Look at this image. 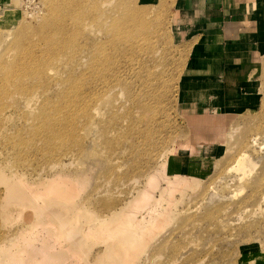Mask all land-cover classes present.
<instances>
[{
	"label": "bare ground",
	"instance_id": "1",
	"mask_svg": "<svg viewBox=\"0 0 264 264\" xmlns=\"http://www.w3.org/2000/svg\"><path fill=\"white\" fill-rule=\"evenodd\" d=\"M93 2V0H46L43 10L40 9L33 18L28 17L36 22L32 23L28 20L30 27L28 30L18 28L10 44L11 49L0 56V94L5 96L0 103L4 106L0 109L2 110L0 122L10 117L8 110L22 103L28 108V115L32 117L33 122H39L34 133L42 141L40 147L34 148L38 156L35 162L19 163L10 159V155L5 150L10 146L8 135L0 129V143L3 146L0 147V226L8 227L17 218V214L28 212L24 214L27 219L19 232L15 230L11 237L0 232V264H215L213 254L207 262L202 259L211 255L213 249L205 253L199 252L203 249L201 237H204V234L194 236L196 232H169L175 220L177 206L181 201L186 200L185 197L190 193L191 195L196 191L198 193L201 187V175H206V172L201 170L202 166L198 164L197 159L205 155L215 159L220 157L216 163L217 169L220 167L218 171L239 173V182L244 183V186L250 190L246 201L258 200L251 210L242 209V212H250L253 215L264 202V165L262 174L252 176L250 169L255 164L247 154L249 149L255 150L253 143L258 142V136L264 132L257 133L251 142L243 146L233 164L227 165L226 162L234 159V153L229 150L222 154L221 150H226L229 140L234 137L237 129H232L230 134L226 131L227 118L217 117L216 107L211 109L210 98L202 105L194 101L195 97L201 99L204 97V89L201 87L194 91L192 83H186L183 79L182 89L179 94L177 93L180 103L179 112L188 118L190 124L189 136L176 138L171 147L162 151H159L160 147H158L155 151L149 150L142 154L139 152L132 156L127 165L128 170L124 173L118 174L114 171L116 168L113 171L108 169L109 185L119 186L122 182H131L135 186V194L129 198L114 196L108 193L111 190L100 193L98 187L92 188L91 191L87 190L90 175L83 172L80 174L77 170L85 169L84 164L77 166L75 174H71L57 171L58 168H67L63 161H52L57 156L70 158L71 165L76 163L74 162L76 159L77 162L80 161L85 139L93 131L94 122L90 120L94 114L101 122V130L98 134L100 138L107 130L105 121L109 120L110 123L116 121L118 109L111 104V99L114 97L124 95L128 106L143 111L150 106L144 103V99L149 94L155 93L162 98V101L167 96L162 93L163 67L155 58L150 60L147 57L148 61L154 64L151 67L142 64L136 75L131 78L128 68L126 71L115 68L109 81L98 91L91 90L87 72L75 79L70 86L64 83L65 88L57 86L56 89L51 90L47 87L50 81L61 76L60 66L58 67L63 60L61 58L53 64L51 59H45L44 56H26L25 64L21 66L23 56H14L12 50L22 49L25 38H32L35 43H39L41 38H50L54 41L57 36L59 43L70 37L75 39L81 35L82 29L76 19L72 24L69 22V11H84L85 19L89 15V8L95 11L98 7ZM111 4L113 0H102V7L108 6L107 12L101 16L90 14L93 20L102 17L104 24L115 21L118 9L123 11V7H128L125 0H120L118 9L112 8ZM15 7H17L16 2L0 0V11L2 8ZM133 15L134 18L127 17L123 22L133 27L144 28V20L141 21L136 9ZM177 16V19L180 18L179 14ZM16 21L10 19V26H15ZM258 24V36L261 38L260 53L263 54L264 18L259 20ZM114 25L119 27L116 22ZM21 26L25 25H19ZM11 36L12 34H9L6 40H1L0 47H4L6 43L8 45ZM34 37H38L37 40ZM61 37L63 40L60 39ZM28 47L30 48V43ZM87 58L75 56L71 60L76 62V65L82 66ZM237 68H232L228 81L235 80L239 72L248 73V70L238 71ZM137 82L139 86L136 85ZM154 83L158 86L152 88ZM51 91L57 95L62 94L60 110H55L53 100L47 97ZM227 94L234 96L236 91L230 90ZM216 97L214 95L211 99L215 100ZM187 100L191 102L188 106H184L182 102ZM94 102L95 107L92 110L91 105ZM62 110L65 125L59 126L62 120L56 119L55 115L62 114ZM137 112L138 118L141 117L140 112ZM208 113L210 114L207 115ZM234 114L239 113H231L232 116ZM133 127L131 123L127 129ZM225 141H228L226 147H224ZM98 142V137L92 140L93 144ZM22 145V140L12 144L16 156L20 159H22ZM29 145L32 146L33 143ZM89 154L95 155L93 151ZM149 160H155L153 168ZM119 168L121 169L122 166ZM43 171L53 174H44ZM243 192L240 190L238 193L243 194ZM203 216L209 217L211 212ZM194 220L196 219L189 217L187 222H192L194 225ZM226 225L223 227L225 228ZM180 240L183 241L182 244L179 243ZM232 264H264V248L253 245L248 250H239L238 257Z\"/></svg>",
	"mask_w": 264,
	"mask_h": 264
},
{
	"label": "rangeland",
	"instance_id": "2",
	"mask_svg": "<svg viewBox=\"0 0 264 264\" xmlns=\"http://www.w3.org/2000/svg\"><path fill=\"white\" fill-rule=\"evenodd\" d=\"M11 1L16 2L17 7L14 9L2 8L0 11L3 13H0V41L8 37L9 34H12L8 45L6 43L4 47H0V56L8 49H11L10 44L18 28L28 30L30 28L28 27V20L32 23L36 22L34 19H28V17L33 18L35 13H39L40 9L43 10L46 0ZM93 1L98 7L95 11L89 8V15L85 19L86 12L69 11V22L72 24L76 19L77 23L80 22L82 29L81 35L75 39L70 37V39L59 43L57 36L54 41L50 38H41L39 43H35L32 38H25L22 49L12 50L14 56H23L21 66L25 64L26 56H44L45 59H51L53 64L61 58L63 60L58 64L61 76L56 80L50 81V84H47L49 86L46 85L47 87H50L51 90L56 89L57 86L65 88L64 83L70 86L75 79L80 78L83 73L87 72L89 75L88 84L91 90L96 89L98 91L109 81L115 68H120L122 71H126L128 68L131 78L136 75L142 64L147 67H151L154 64L153 62H149L147 57L150 60L155 58L163 67L164 83L161 82V84H163L164 88L162 89V93L167 94V96L162 101V98L156 96L154 91H152L154 95L149 94L144 99V103L150 106L143 111L134 109V106H128L124 95H118L111 99V104L118 109L116 121L111 123L109 120L105 121L107 130L100 138L98 134L101 130V122L94 114L90 120L94 122L92 123L93 131L85 139V145L82 147V158L79 162L76 159L74 161L76 163L71 165L70 158L55 157L52 160L53 162L63 161L66 164L64 166L67 167L64 169L58 168L57 171L75 174L77 166L80 167L81 164H84L85 169L79 168L77 170L80 174L83 172L90 175L87 190L91 191L92 188L98 187L100 193H106L105 191L111 190L108 193L114 194V196H121L122 198L131 197L132 194H135V186L131 182H122L119 186L109 185L107 183L110 180L107 179L109 175L108 169L113 171L116 168L114 171L118 174L124 173L128 170L127 165L132 156L137 155L139 152L142 154L149 150L155 151L158 147H160L159 151H162L164 148L171 147L176 138L190 135L191 130L188 118L183 116L178 109L180 105L178 94L182 89L183 79H185L186 83H192L194 91L199 90L200 87L204 89V97L202 99L195 97L194 101L202 105V103L208 102L210 98L211 109L213 110L216 107L217 117L227 118L228 125L226 131L229 134L232 129H237L234 137L229 142L227 141L229 143L228 146L226 145L227 142H224V147L227 146L226 150H221L222 154H225L229 150L234 153V159L226 162L227 165L233 164L243 146L251 142L257 133L264 132V57H262L264 53H260L258 61L255 64L240 68V71L241 69H248V73L239 72L235 80L228 81L229 75L232 74V70H225L228 65H221L212 61L208 62L204 58L197 60V56H194L197 39L195 36H191V29L188 27V23H186L183 16L181 15L177 19L179 13L178 0H125L128 7H123V11L117 8L120 0H113L111 7L118 9L117 20L105 24L102 17L93 20V16L90 14L94 13V15L101 16L107 12L108 6L102 7V0ZM143 6L146 8L139 9V7ZM134 9L139 13L141 21L144 20V28L133 27L124 23L127 17L134 18ZM15 13L19 14L12 16ZM257 16L259 21L264 15L257 13ZM10 19L17 20L15 26H10ZM115 22L119 24V27H115ZM19 25L25 26L19 27ZM262 37L264 38V35ZM34 38L37 40L38 37ZM60 39L63 40V37ZM29 43L30 48L28 47ZM0 44L2 43L0 42ZM75 56H86L88 58L83 62L82 66H79L71 60ZM124 58L125 60H123ZM116 63L118 65L115 66ZM222 70L225 76H220V71ZM185 77H188L190 80H186ZM136 85L139 86L140 84L137 82ZM155 86L158 85L154 83L152 88ZM230 90H235L236 94H233L234 96L228 95L227 92ZM214 95L217 96L215 100L211 99ZM47 97L53 100L55 110L61 109L62 94L57 95L54 91H51ZM4 98L5 96L1 93L0 103L3 102ZM228 99L234 101H228ZM183 102L184 106H188L191 101L187 100ZM229 106H232L230 110ZM94 107L95 102L91 105V109L93 110ZM3 108L4 106L0 105V109ZM8 111L7 113L10 114V117L0 122V129H3L4 133L8 135V142L10 144L5 150L10 155V159L19 163L35 162L38 156L34 148L42 145V141L34 133L39 122H33L32 117L28 115V108L22 103L16 104L13 109ZM137 111L141 114L139 118ZM132 112L134 113L132 114ZM229 112H237L239 114L232 116ZM224 113L228 114L223 115ZM55 118L62 120L59 126L65 125L64 111L60 115L56 114ZM56 123L60 122L56 121ZM131 123L134 127L129 130L127 128ZM97 137L99 138V142L93 144L92 140ZM258 137V142L253 143V149L255 150L249 149L247 154L255 164L250 169L252 176L263 173L264 134ZM21 140L23 143L21 146L22 159L16 156V151L12 147V144H16V142ZM30 143H33V145H29ZM0 147H3L1 143ZM91 151L95 153L94 156H90L89 153ZM219 158H209V156L205 155L198 157L197 162L202 166V169L199 168L206 172V175H201L202 181L200 182L201 187H199L198 193L197 191L192 195L190 193L185 197L186 200L181 201L177 206L174 216L175 220L170 226L169 232H196L194 236L204 234V237H201L203 238L201 240L203 249L199 252L205 253L212 249L213 252H211V255L206 256L207 258L204 257L202 259L207 262L213 254L215 256V264H232L237 259L239 250H248L253 245L264 248V202L260 204V210L258 208L253 215L250 212H244L248 209L251 210L258 200L246 201L250 190L244 186V183L239 182V173L236 171L230 173L218 171L220 167L217 169L216 163ZM145 159L147 160V158ZM246 159L249 158L246 157ZM149 161L151 162L150 166L153 168L155 160ZM119 166H122V168L120 169ZM214 170L215 172H213ZM48 172L43 171L44 174H48ZM221 189L222 191L226 190L222 193ZM240 190L244 191L243 194L238 193ZM201 197L205 199L203 198L202 200ZM193 199H197V201ZM242 209L246 213V216L242 212ZM208 212H211V216H203ZM27 213L21 212L17 214V218L8 227L1 225L0 232L9 237L15 233V230L19 232L27 219L24 214ZM189 217L196 219L193 221L194 225L192 222H187ZM197 222L198 224H196ZM223 225H226L225 228ZM179 243L182 244L183 241L180 240Z\"/></svg>",
	"mask_w": 264,
	"mask_h": 264
},
{
	"label": "crops",
	"instance_id": "3",
	"mask_svg": "<svg viewBox=\"0 0 264 264\" xmlns=\"http://www.w3.org/2000/svg\"><path fill=\"white\" fill-rule=\"evenodd\" d=\"M178 3V14L197 39L194 54L197 60L226 64V71L258 61L261 38L257 13L264 15V0H178ZM220 73L225 76L223 70Z\"/></svg>",
	"mask_w": 264,
	"mask_h": 264
}]
</instances>
